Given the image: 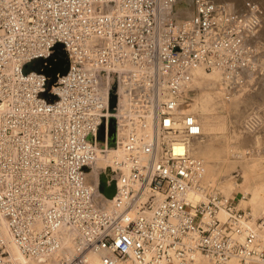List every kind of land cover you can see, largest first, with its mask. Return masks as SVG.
Instances as JSON below:
<instances>
[{
	"label": "built area",
	"instance_id": "built-area-1",
	"mask_svg": "<svg viewBox=\"0 0 264 264\" xmlns=\"http://www.w3.org/2000/svg\"><path fill=\"white\" fill-rule=\"evenodd\" d=\"M177 3L0 0V264H16L10 243L37 264H264V217L252 226L250 209L204 183L201 126L182 110L197 68L219 72L228 95L264 73L261 16L195 0L179 20ZM58 47L69 70L52 82ZM113 119L120 153L101 189L88 173Z\"/></svg>",
	"mask_w": 264,
	"mask_h": 264
},
{
	"label": "bare ground",
	"instance_id": "bare-ground-1",
	"mask_svg": "<svg viewBox=\"0 0 264 264\" xmlns=\"http://www.w3.org/2000/svg\"><path fill=\"white\" fill-rule=\"evenodd\" d=\"M181 1H184L186 3V7L184 8V10H181L179 15L180 18L183 19L187 16V18H189V16L191 17L194 14V11L192 12L189 9L187 10V7L191 2L194 1L193 8H195V0H179L178 2ZM217 2L220 9H224L228 12L234 11V6L228 1L217 0ZM214 81L217 82V84L221 82V74L219 72L207 73V71H205L203 68H197L194 72L193 85L205 86V91L201 97H196L192 103L188 102L182 107V110L193 115L198 120L199 125L201 126V134L192 141L191 150L193 155L203 159L205 162L204 183L215 187L222 194L232 198H234V194H236L237 192H241L243 196L239 200L238 206L242 209L250 208L251 214L253 216L250 224L252 226H257L258 220L264 217L262 216L264 215L263 173L259 172V170H254V165L252 164V162L248 163L249 160L244 157V152H242V149L236 151V146L234 143H236V141L238 140L237 138H240V136H237L236 138L232 133V139L234 143L231 142L229 116H224L223 114H221V112L224 113V104L227 103L226 100H229L231 96L228 95L222 87L226 96L224 98L223 93L221 91H217ZM234 104L237 103L234 101L229 102L227 107L228 110H230L229 106L233 107L235 106ZM213 111H216L219 116L214 118L211 115V112ZM112 128L113 126L110 124L108 127L109 131H112ZM221 139H223L224 141H222ZM102 148V144L99 143L97 161L92 170L88 173V180L93 185L98 184L101 175H106L107 177L108 174H110L109 168L112 164V160L120 153V151H118L119 148L117 147H111L108 149V151H102ZM215 157L224 160H227L231 157L230 167H232L233 164L235 167H240L242 165L243 168L248 171L244 172L242 175L243 182L238 183L235 180L234 176H229L228 178L223 179V182L220 184V186H218L217 181L218 178H220L223 174V166H221V163L219 161L215 160ZM237 164L238 166H236ZM261 166L262 167H260V170H264V164H261ZM196 199L199 200L198 198ZM111 201L112 198L104 196L102 197V201L100 204L103 206L106 203H111ZM242 204L247 205V207L243 208L241 206ZM221 217L224 219L226 215L221 214ZM0 226L10 241V235L8 234L6 221L1 217V215ZM261 237L264 239V229L261 231ZM64 244L66 247H68L69 251L72 250L73 243L70 236H65ZM10 246L11 252L16 260V264H37L36 261L24 257L18 247H16L13 243H10ZM91 258L95 263L99 264V256L92 255ZM234 262L235 261H231L228 264H235ZM120 264L136 263L129 261L122 262ZM192 264H208V261L204 256L198 255Z\"/></svg>",
	"mask_w": 264,
	"mask_h": 264
},
{
	"label": "rangeland",
	"instance_id": "rangeland-1",
	"mask_svg": "<svg viewBox=\"0 0 264 264\" xmlns=\"http://www.w3.org/2000/svg\"><path fill=\"white\" fill-rule=\"evenodd\" d=\"M226 1H228L230 4L234 6L233 12L242 11L249 4H253L258 8L261 16V24L257 32H255L252 37V44L255 47L260 66L264 67V0H226ZM185 4L186 3L184 1L178 2L176 4L175 14L176 16H178L177 18L179 20L182 19L180 18L179 15L181 10H184V8L186 7ZM193 4L194 1L191 2L189 5L187 4L188 5L187 10L189 9L192 12L194 11L195 14V8H193L194 7ZM214 84H216L215 86L217 88V91H221L223 93V97L225 98L226 96L221 86V82L219 84L215 82ZM193 87H194V91L193 94L191 95V100L189 101V103H192L196 97L197 98L201 97L205 91V86L193 85ZM230 96L231 98L229 100H226L227 103L224 104V113L221 112V114H223L224 116H229V120H230L229 126L231 128L230 131L231 142L234 143L232 139V133L236 138L237 136H240V138H237L238 140L236 141V143H234L236 146L235 148L236 151L242 149V152H244V157L247 160H249L248 163L252 162V164L254 165V170L255 171L259 170V172L263 173L262 176L264 177V170H260L261 169L260 167H262L261 164H264V73L254 77L252 80H250L249 84H247L242 88H239L237 92L232 93ZM228 101L229 102L234 101L237 104H234L235 106L233 107L229 106L230 110H228L227 108L229 103ZM211 115L214 118L219 116V114L216 111L211 112ZM221 140L224 141L223 139ZM111 147H116V143H113L112 146H110V148ZM215 160L219 161L221 163V166H223V174L220 178H218L217 181L218 186H220V184L223 182V179H226L229 176H234L235 180L238 183L243 182L242 175L244 172H248V171L244 169L241 164H240L241 166L239 165L240 167H235L234 164L232 167H230L231 157L227 160L218 159V158H216ZM236 166H238V164ZM104 186L105 185L102 183L101 180V189ZM233 196L239 205V200L242 198L243 194L241 192H237ZM241 206L243 208L247 207V205L245 204H242ZM234 263L237 264L236 262Z\"/></svg>",
	"mask_w": 264,
	"mask_h": 264
},
{
	"label": "water",
	"instance_id": "water-1",
	"mask_svg": "<svg viewBox=\"0 0 264 264\" xmlns=\"http://www.w3.org/2000/svg\"><path fill=\"white\" fill-rule=\"evenodd\" d=\"M56 56L59 58L60 62L55 66L51 71L47 72L48 75L52 76V82L57 79V75H64L68 73L69 70V62L67 60L66 55L62 51L60 47L56 49ZM118 105V82L117 76L115 74L112 75L111 78V97H110V107L111 111H116ZM115 120H111V125L113 126L112 131H110V135L112 137L113 143L116 141V127H115ZM104 128L102 129L103 132ZM101 180L104 185L107 183L106 175H101ZM116 194V183L115 181L111 182V186L104 189V195L110 198H113Z\"/></svg>",
	"mask_w": 264,
	"mask_h": 264
}]
</instances>
